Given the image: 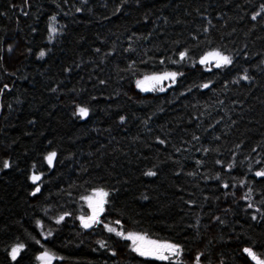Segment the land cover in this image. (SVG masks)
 <instances>
[{
    "label": "trees",
    "instance_id": "16d2710c",
    "mask_svg": "<svg viewBox=\"0 0 264 264\" xmlns=\"http://www.w3.org/2000/svg\"><path fill=\"white\" fill-rule=\"evenodd\" d=\"M262 7L0 0V264H38L45 250L63 257L59 264H149L103 227L109 222L178 244L179 264L197 255L201 264H255L246 247L264 259V178L255 176L264 169ZM185 50L189 59L173 64ZM211 50L232 64L206 71L196 61ZM163 71L183 75L164 92L137 88ZM99 189L108 203L86 232L82 197ZM18 243L25 249L13 261Z\"/></svg>",
    "mask_w": 264,
    "mask_h": 264
},
{
    "label": "snow or ice",
    "instance_id": "6c2138e0",
    "mask_svg": "<svg viewBox=\"0 0 264 264\" xmlns=\"http://www.w3.org/2000/svg\"><path fill=\"white\" fill-rule=\"evenodd\" d=\"M124 2H127V0H124ZM79 11V9H77ZM262 12H264V7L261 9ZM261 15V12H257L255 15L252 16L253 20H256L258 16ZM53 22L55 21V17H52ZM207 31V29H205ZM50 32L55 35L56 29L55 27H50ZM11 51V49H9ZM45 53L43 51L40 52L39 57L43 58ZM189 59L188 52L181 51L179 53V59L178 60H172L171 62L173 64H179L185 60ZM161 64L164 63L163 60L160 61ZM199 65L207 66L205 68L206 71H212V67H215L217 69L226 67L228 65L232 64V58L228 55H224L219 50H211L202 55L198 61H196ZM183 75L182 72H176V71H163L160 73H153L151 75H145L144 79L137 80L136 86L139 88L142 92H151V91H159L164 92L166 91V88L164 86L165 81H171L167 85V87H172L176 81L177 77ZM241 79H248L247 75H244L241 77ZM7 87V86H5ZM203 88H208V84L202 85ZM78 114L83 118L87 117L88 115V109L85 107H79ZM121 121L123 122V118H121ZM163 143V141H160ZM56 158V153L51 152L49 153L45 159L47 160L49 166L53 164L54 159ZM217 163H220L217 161ZM3 167L9 168L10 163L8 160L3 161ZM35 167V166H33ZM229 168L232 167V165H228ZM148 176H154L155 173L153 171H148L146 173ZM256 177L264 178V169L258 170L255 172ZM219 177H217L218 179ZM41 179L40 175L34 174L31 176V180L34 184H36ZM243 183V182H241ZM224 187H228L227 184L224 185ZM40 192V187L37 186L35 190L32 192V195L35 196L37 193ZM109 194L102 189L94 191L89 196H84L82 199H84L88 207L91 209V215H82L79 217L81 226L84 229H90L94 225L101 224V215L104 213V205L108 203L107 196ZM251 196V189H249L248 192L245 193V198L249 199ZM249 208L252 207V204L249 203ZM259 211V209H257ZM256 217L253 216V219ZM65 217L62 215L57 220L56 223L59 224L63 222ZM38 225L43 228V225L38 221ZM117 225L120 224V221H115ZM111 222L104 223L103 227L109 232V233H115L117 236L122 237L124 240H128L131 242V250L135 252L140 257H143L148 260H156L161 262H170V264H179L178 259H173V257H179L182 254V248L172 242L168 241H161L158 239H153L147 234H140L137 232H128L125 234V232L121 230H117L115 227L110 226ZM51 231L44 234V239H47L49 236H51ZM36 243L39 244L40 241L36 240ZM101 247L104 246L103 242H100ZM43 247V245H41ZM25 249V244L18 243L15 246H13L10 250L9 255L11 256L12 260L15 261L19 254ZM243 252L252 260L255 262V264H264V259H262L260 256L256 254L255 251H253L252 248H244ZM115 254V253H113ZM37 260L41 262V264H52V261L55 259H63V257H57L54 253L49 252L48 250H45L41 255L36 257ZM194 264H201V256L197 255L194 260Z\"/></svg>",
    "mask_w": 264,
    "mask_h": 264
},
{
    "label": "rangeland",
    "instance_id": "374dc122",
    "mask_svg": "<svg viewBox=\"0 0 264 264\" xmlns=\"http://www.w3.org/2000/svg\"><path fill=\"white\" fill-rule=\"evenodd\" d=\"M257 12H261V11H257ZM256 12V13H257ZM255 13V14H256ZM260 16H258L257 18H259ZM53 27H55V29H56V33H55V35H53L52 33H51V37H50V43L51 42H53V40H54V38H55V36L57 35V34H59V29L57 28V26H53ZM45 53V55H44V57L43 58H40V59H44L45 58V56H46V52H44ZM142 79H144V77L143 78H140V79H137V80H142ZM136 80V81H137ZM169 83H171V81H165L164 82V86H166L167 84H169ZM106 192V191H105ZM93 193V192H92ZM92 193H90L89 195H91ZM88 195V196H89ZM107 199V198H106ZM83 202H84V204L87 206V208H88V213H89V215H91V209L88 207V204H87V202L83 199ZM104 207H105V205H104ZM38 264H41V262L38 260ZM52 264H59V260L58 259H55V260H53L52 261Z\"/></svg>",
    "mask_w": 264,
    "mask_h": 264
},
{
    "label": "flooded vegetation",
    "instance_id": "af4514ba",
    "mask_svg": "<svg viewBox=\"0 0 264 264\" xmlns=\"http://www.w3.org/2000/svg\"><path fill=\"white\" fill-rule=\"evenodd\" d=\"M94 229V228H93ZM92 229V230H93ZM91 230V231H92ZM139 256V255H138ZM140 257V256H139ZM141 258H143V257H141ZM143 259H145V258H143ZM173 259H176V257H173ZM145 260H148V259H145ZM148 261H150V263L149 264H170V262H161V261H156V260H148Z\"/></svg>",
    "mask_w": 264,
    "mask_h": 264
},
{
    "label": "water",
    "instance_id": "95a60500",
    "mask_svg": "<svg viewBox=\"0 0 264 264\" xmlns=\"http://www.w3.org/2000/svg\"><path fill=\"white\" fill-rule=\"evenodd\" d=\"M213 68H215V67H213ZM215 69H217V68H215ZM80 227L82 228V230H84V231H86V232H90V231L95 227V225H94L92 228H90V229H84V228L81 226V222H80Z\"/></svg>",
    "mask_w": 264,
    "mask_h": 264
}]
</instances>
